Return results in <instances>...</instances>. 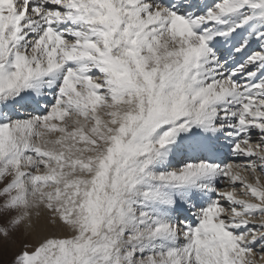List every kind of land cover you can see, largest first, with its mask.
Wrapping results in <instances>:
<instances>
[{"label": "snow or ice", "instance_id": "obj_1", "mask_svg": "<svg viewBox=\"0 0 264 264\" xmlns=\"http://www.w3.org/2000/svg\"><path fill=\"white\" fill-rule=\"evenodd\" d=\"M0 264H264V0H0Z\"/></svg>", "mask_w": 264, "mask_h": 264}, {"label": "rangeland", "instance_id": "obj_2", "mask_svg": "<svg viewBox=\"0 0 264 264\" xmlns=\"http://www.w3.org/2000/svg\"><path fill=\"white\" fill-rule=\"evenodd\" d=\"M9 259H10V257H9Z\"/></svg>", "mask_w": 264, "mask_h": 264}]
</instances>
